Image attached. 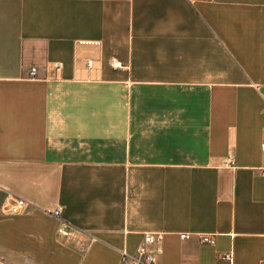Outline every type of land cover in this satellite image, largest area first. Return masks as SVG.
I'll use <instances>...</instances> for the list:
<instances>
[{
	"label": "crops",
	"instance_id": "crops-1",
	"mask_svg": "<svg viewBox=\"0 0 264 264\" xmlns=\"http://www.w3.org/2000/svg\"><path fill=\"white\" fill-rule=\"evenodd\" d=\"M146 234L156 264H264V0H0V264Z\"/></svg>",
	"mask_w": 264,
	"mask_h": 264
},
{
	"label": "built area",
	"instance_id": "built-area-1",
	"mask_svg": "<svg viewBox=\"0 0 264 264\" xmlns=\"http://www.w3.org/2000/svg\"><path fill=\"white\" fill-rule=\"evenodd\" d=\"M110 64L113 68L120 69L123 67V64L116 60V59H111ZM87 65H91V61H87ZM61 65L56 64L55 68H59ZM38 74V70L35 67H31L28 70V76L30 78H36ZM27 203L20 198H17L14 200V202L10 205L9 208L3 211V214L7 215H18L24 212L26 209ZM48 214L54 216V217H60L61 214V208H57L56 210L52 212H47ZM59 235H67V232H63V230L58 231ZM191 236L189 234H181L179 238L181 240H187ZM199 241L204 244V245H209V246H214L215 245V238L212 235H199L198 236ZM162 240V235L161 234H146L144 236L142 244L136 249V252L133 255H129L125 252H122L121 254V262L123 264H156L157 263V254L152 252L150 250V246L153 244L154 241H161ZM220 260L232 263L233 261V255L232 253H225L220 255Z\"/></svg>",
	"mask_w": 264,
	"mask_h": 264
},
{
	"label": "rangeland",
	"instance_id": "rangeland-1",
	"mask_svg": "<svg viewBox=\"0 0 264 264\" xmlns=\"http://www.w3.org/2000/svg\"><path fill=\"white\" fill-rule=\"evenodd\" d=\"M116 69V68H115Z\"/></svg>",
	"mask_w": 264,
	"mask_h": 264
}]
</instances>
